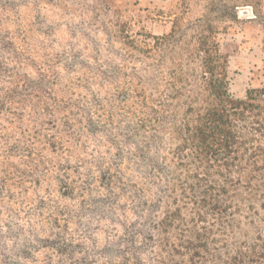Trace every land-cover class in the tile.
<instances>
[{
    "label": "rangeland",
    "instance_id": "374dc122",
    "mask_svg": "<svg viewBox=\"0 0 264 264\" xmlns=\"http://www.w3.org/2000/svg\"><path fill=\"white\" fill-rule=\"evenodd\" d=\"M208 3L0 0V264L122 262L149 221L135 100L174 62L228 55L233 93L264 85V0L232 17Z\"/></svg>",
    "mask_w": 264,
    "mask_h": 264
},
{
    "label": "trees",
    "instance_id": "16d2710c",
    "mask_svg": "<svg viewBox=\"0 0 264 264\" xmlns=\"http://www.w3.org/2000/svg\"><path fill=\"white\" fill-rule=\"evenodd\" d=\"M261 5L208 8L232 17ZM231 81L228 55H189L168 68L158 94L138 91L134 132L146 134L132 158L145 179L133 200L149 221L123 238L120 264H264V85L236 95Z\"/></svg>",
    "mask_w": 264,
    "mask_h": 264
}]
</instances>
